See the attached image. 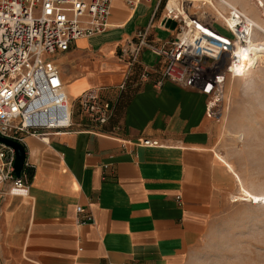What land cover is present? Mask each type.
Returning a JSON list of instances; mask_svg holds the SVG:
<instances>
[{
  "label": "crops",
  "instance_id": "obj_1",
  "mask_svg": "<svg viewBox=\"0 0 264 264\" xmlns=\"http://www.w3.org/2000/svg\"><path fill=\"white\" fill-rule=\"evenodd\" d=\"M228 1L264 22V0ZM162 5L112 0L105 30L52 56L69 100L99 89L112 115L96 129L76 112L68 129L25 136L32 175L26 196L0 195V264H186L234 192L206 96L169 81L154 87L164 60L148 48L133 64L119 58L139 29L148 28L156 46L173 37L162 25ZM202 9L199 18L224 31L212 9ZM142 138L162 145H141ZM77 205L91 222H78Z\"/></svg>",
  "mask_w": 264,
  "mask_h": 264
},
{
  "label": "built area",
  "instance_id": "obj_2",
  "mask_svg": "<svg viewBox=\"0 0 264 264\" xmlns=\"http://www.w3.org/2000/svg\"><path fill=\"white\" fill-rule=\"evenodd\" d=\"M112 0H0V137L24 146L26 135L43 137L52 130L70 128L76 112L93 128L108 122L112 103L99 89H86L69 100L64 83L51 58L65 52L76 39L108 27ZM260 4V2L258 1ZM198 5L192 13L190 8ZM208 5L224 31L199 18ZM165 20L175 22L173 37L160 46L148 38V28L135 32L121 47L120 59L138 61L143 48L164 60L153 81L158 88L169 81L206 96V115H220L226 76H233L239 63L238 50L260 39V23L228 0H163ZM164 25V23H162ZM165 26V25H164ZM257 61V60H256ZM255 59L253 62L257 64ZM247 65L241 71H246ZM150 74L143 68L140 79ZM96 133L104 134L100 131ZM145 146L162 145L155 138H142ZM15 150L0 140V194L26 196L31 169L24 160L20 175L14 172ZM79 223L92 221L90 213L75 207ZM125 264V263H120Z\"/></svg>",
  "mask_w": 264,
  "mask_h": 264
},
{
  "label": "rangeland",
  "instance_id": "obj_3",
  "mask_svg": "<svg viewBox=\"0 0 264 264\" xmlns=\"http://www.w3.org/2000/svg\"><path fill=\"white\" fill-rule=\"evenodd\" d=\"M254 41L261 45L264 35ZM257 54V64L252 59L246 71L226 76L220 115L213 118L217 156L232 167L235 190L218 205L186 264H264V204L239 199L241 188L264 195V49Z\"/></svg>",
  "mask_w": 264,
  "mask_h": 264
},
{
  "label": "bare ground",
  "instance_id": "obj_4",
  "mask_svg": "<svg viewBox=\"0 0 264 264\" xmlns=\"http://www.w3.org/2000/svg\"><path fill=\"white\" fill-rule=\"evenodd\" d=\"M260 33H262L264 35V29H262L261 27H260ZM260 48L264 49V43H262L260 45V43L255 42V41L254 42L251 41L246 48H243V49L240 48L239 49L240 52L238 50L239 63L236 65L235 71L239 72V71H241V68H242V70L244 69L245 65L249 66V64L251 63V61L253 59V56L260 52ZM218 158L223 161L222 157L218 156ZM227 167L229 168V170H232V167L229 164H227ZM238 182L240 183L239 179H238ZM241 195L244 196V198H239L240 200L255 199L254 201H256V200H257V202L261 201L264 204V195H259V194L253 195V194L247 192L246 190H244L243 188H241Z\"/></svg>",
  "mask_w": 264,
  "mask_h": 264
},
{
  "label": "water",
  "instance_id": "obj_5",
  "mask_svg": "<svg viewBox=\"0 0 264 264\" xmlns=\"http://www.w3.org/2000/svg\"><path fill=\"white\" fill-rule=\"evenodd\" d=\"M162 23H164V25L166 27H169L170 29H173L175 27V22L172 20H169V19L165 20L163 18ZM0 140L14 148V150H15L14 172H15L16 176H19L21 168L23 166V162H24L25 157H26L24 146L22 144L16 142V141H13L10 139L0 137Z\"/></svg>",
  "mask_w": 264,
  "mask_h": 264
},
{
  "label": "trees",
  "instance_id": "obj_6",
  "mask_svg": "<svg viewBox=\"0 0 264 264\" xmlns=\"http://www.w3.org/2000/svg\"><path fill=\"white\" fill-rule=\"evenodd\" d=\"M27 171L30 173V175H32V170L31 169H27Z\"/></svg>",
  "mask_w": 264,
  "mask_h": 264
}]
</instances>
